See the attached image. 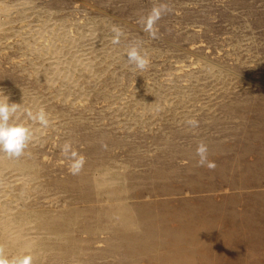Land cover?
Segmentation results:
<instances>
[{
  "label": "rangeland",
  "instance_id": "obj_1",
  "mask_svg": "<svg viewBox=\"0 0 264 264\" xmlns=\"http://www.w3.org/2000/svg\"><path fill=\"white\" fill-rule=\"evenodd\" d=\"M0 89L34 133L0 153L10 264H264V0H0Z\"/></svg>",
  "mask_w": 264,
  "mask_h": 264
},
{
  "label": "clouds",
  "instance_id": "obj_2",
  "mask_svg": "<svg viewBox=\"0 0 264 264\" xmlns=\"http://www.w3.org/2000/svg\"><path fill=\"white\" fill-rule=\"evenodd\" d=\"M170 11L167 4L161 3L158 6L152 7L151 11L138 20L141 30L148 34L151 39L159 38V29L157 27L158 21L162 16ZM112 44L117 45L121 41V37L125 35L123 30L118 26H113L111 29ZM126 62L135 69L143 72L148 69L150 59L146 52L143 51L139 43H133L126 50ZM22 103H10V95H6L0 89V153L6 154L9 158H20L25 154V150L29 147L30 143L34 140V133L31 127L24 123L17 122V114L21 112ZM28 117L39 123L43 127L49 126V117L47 112L41 108L37 112L27 113ZM187 124L192 127H198L199 121L190 119ZM61 152L68 157L72 162L69 166V172L72 175H78L85 164V158L72 149V145L66 142ZM208 146L204 142H200L196 148V155L199 157L197 164L200 167H207L209 170H214L216 164L208 158ZM32 258L30 256L17 257L11 264H31ZM0 264H10L7 259L4 248L0 245Z\"/></svg>",
  "mask_w": 264,
  "mask_h": 264
},
{
  "label": "bare ground",
  "instance_id": "obj_3",
  "mask_svg": "<svg viewBox=\"0 0 264 264\" xmlns=\"http://www.w3.org/2000/svg\"><path fill=\"white\" fill-rule=\"evenodd\" d=\"M9 185V184H8ZM3 211V210H2ZM10 221H11V219H10ZM6 222V221H5ZM13 222V221H12ZM23 222V221H22ZM7 224H8V222H7ZM12 225H14V224H12ZM7 226V225H6ZM18 226H20V225H18ZM23 226V225H22ZM148 227V226H147ZM3 228V227H2ZM17 228V227H16ZM11 229H14V228H11ZM10 229V230H11ZM16 231L15 232H17V229H15ZM19 230V229H18ZM147 231V230H146ZM151 231V230H150ZM9 232V231H8ZM14 232V231H13ZM9 233H12V232H9ZM14 234V233H13ZM9 235H12V234H9ZM15 235V234H14ZM13 237V236H12ZM12 237H10V238H12ZM15 238V237H14ZM134 238V237H133Z\"/></svg>",
  "mask_w": 264,
  "mask_h": 264
}]
</instances>
